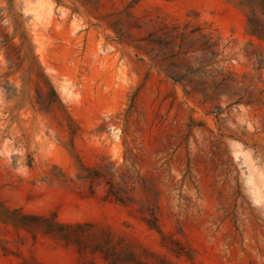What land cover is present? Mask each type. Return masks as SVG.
<instances>
[{"label": "rangeland", "instance_id": "obj_1", "mask_svg": "<svg viewBox=\"0 0 264 264\" xmlns=\"http://www.w3.org/2000/svg\"><path fill=\"white\" fill-rule=\"evenodd\" d=\"M0 264H264V0H0Z\"/></svg>", "mask_w": 264, "mask_h": 264}]
</instances>
